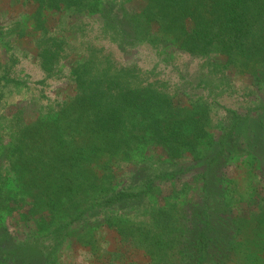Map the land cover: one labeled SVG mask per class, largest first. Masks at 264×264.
I'll use <instances>...</instances> for the list:
<instances>
[{"label": "rangeland", "instance_id": "obj_1", "mask_svg": "<svg viewBox=\"0 0 264 264\" xmlns=\"http://www.w3.org/2000/svg\"><path fill=\"white\" fill-rule=\"evenodd\" d=\"M123 4L147 11L146 0ZM38 8L34 1L0 0V264H193L197 255L191 244L206 213L214 225L207 236L215 264H264V51H252L251 57L237 51L233 62L217 55L223 73L189 52L164 49L171 57L160 65L164 79L179 82L181 73L213 77L220 90L227 89L222 101L233 111L212 113L214 130L191 135L198 159L170 152L150 138L152 133L119 163L109 158L113 146L97 159L92 145L72 138L82 162L63 164L71 150L58 160L72 183L63 186L52 210L42 192L47 186L36 169L29 171L41 172L44 165L45 139L36 127L47 114L57 117V103L74 94L82 56L112 51L124 61L137 52L136 62L146 67L157 55L150 44L137 50L131 45L138 35L130 15L112 26L123 29L112 41L115 31L106 37L99 33L111 18L99 13L60 18L57 11H45L47 17L39 20ZM52 64V70L44 69ZM225 74L229 79L222 78ZM189 101L187 90L176 99L185 106ZM195 113L200 125L203 116ZM32 133L34 144L28 145ZM163 170L175 174L153 180L138 197L108 202L121 190L147 189L148 180ZM227 240L233 243L229 260L222 255Z\"/></svg>", "mask_w": 264, "mask_h": 264}, {"label": "trees", "instance_id": "obj_2", "mask_svg": "<svg viewBox=\"0 0 264 264\" xmlns=\"http://www.w3.org/2000/svg\"><path fill=\"white\" fill-rule=\"evenodd\" d=\"M28 1L39 5V20L47 17L45 11L50 14L57 11L60 18L71 19L81 15L87 18L96 13L111 18V22L106 19L105 25L99 27V33L106 37L115 31L112 41L123 35L120 26H112L130 15L131 19L134 18L132 27H135L134 32L138 35L131 45L137 50L142 43L150 44L157 55V59L146 67L136 62L137 52L124 61L116 60L112 51L96 49L82 56V68L74 72L77 76L74 94L64 95L57 103L60 105L57 117L51 119L47 114L43 124L36 127L38 136L45 139L43 146L46 154L42 147L40 151L45 155L42 171L39 172L37 167H30L29 171L34 172L36 169L41 177L40 182L47 186L42 192L52 210L63 194V186L66 189V182L70 181L64 176L68 172L59 170L58 160L68 156L71 150L72 155L64 159L63 164L82 162V152L79 153V148L69 142L72 138L88 146L92 145L97 159L103 151L113 146L114 155L111 154L109 158L119 163L126 162L128 151L145 137L147 140V135L152 133L150 138L166 145L170 152L182 156L194 155L198 159V145L191 135L195 133L196 136H202L214 130L212 113L233 111L225 108L222 101L227 89L220 90V84L212 76L192 79L181 73L178 77L181 82L164 79V70H161L160 65L171 62L168 55L170 51L164 53V49L177 48L189 52L192 59L214 64L223 73L227 72L221 69V64L216 60L217 55L224 54L233 62L237 51H243L245 57H251L252 51H264V0H146L147 11L143 12L126 8L125 4L122 5L124 0H105L102 5L100 0ZM114 20L118 21L113 23ZM129 36L133 39L134 33L126 31V38ZM90 47H95V43H91ZM45 60L43 58V62H47ZM53 68V64L44 65L45 70ZM227 75L222 78L229 79ZM198 89L201 91L195 92ZM185 90L189 92L190 101L186 106L179 105L176 102L177 96ZM195 111L203 116L200 125L196 123L198 119ZM32 137L33 133L28 139V145L34 144ZM171 142L176 145L170 147ZM221 152L223 150L220 147L218 153ZM21 156L23 159L22 153ZM74 158L76 161H73ZM174 174L163 170L148 180L147 189L121 190L109 198L108 202L138 197L149 190L153 180ZM198 221L201 223V227H197L199 235L191 244L193 254L197 255L193 264H215L212 258L216 252L207 236L214 229L212 218L206 213ZM224 243L226 251H222V255L225 260H229L233 243L228 240Z\"/></svg>", "mask_w": 264, "mask_h": 264}]
</instances>
